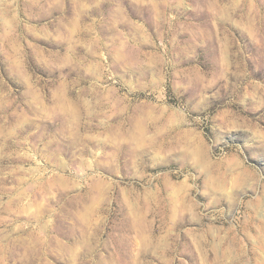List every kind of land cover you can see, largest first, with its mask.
I'll use <instances>...</instances> for the list:
<instances>
[{"label": "rangeland", "instance_id": "obj_1", "mask_svg": "<svg viewBox=\"0 0 264 264\" xmlns=\"http://www.w3.org/2000/svg\"><path fill=\"white\" fill-rule=\"evenodd\" d=\"M0 264H264V0H0Z\"/></svg>", "mask_w": 264, "mask_h": 264}]
</instances>
